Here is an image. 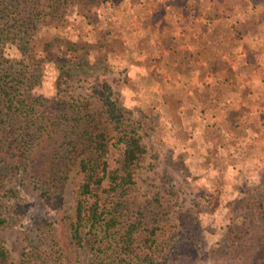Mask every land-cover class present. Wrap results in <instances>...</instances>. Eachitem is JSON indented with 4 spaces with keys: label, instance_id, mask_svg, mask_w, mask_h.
Listing matches in <instances>:
<instances>
[{
    "label": "trees",
    "instance_id": "obj_1",
    "mask_svg": "<svg viewBox=\"0 0 264 264\" xmlns=\"http://www.w3.org/2000/svg\"><path fill=\"white\" fill-rule=\"evenodd\" d=\"M78 1L0 0V232L11 226L10 207L19 204L17 182L33 183L51 201L75 163L81 181L69 218L70 238L91 253L93 264H154L170 246L194 254L201 247L192 216L161 225L163 202L153 199L149 206L151 200L133 191L145 148L110 87L94 86L98 94L87 98L33 91L40 58L30 40L40 24L61 21ZM12 45L13 54L7 51ZM42 220L35 221L39 232L23 236L17 264H82L78 255L60 248L51 228L43 232ZM229 220L226 242L201 254L213 264H264V195L246 200ZM165 230L168 239L160 243ZM0 264H11L1 240Z\"/></svg>",
    "mask_w": 264,
    "mask_h": 264
},
{
    "label": "rangeland",
    "instance_id": "obj_2",
    "mask_svg": "<svg viewBox=\"0 0 264 264\" xmlns=\"http://www.w3.org/2000/svg\"><path fill=\"white\" fill-rule=\"evenodd\" d=\"M98 5L99 0H79L68 7L61 21L40 24L30 40L40 58L33 91L50 98H87L98 94L92 90L94 86L107 84L112 98L138 128L145 148L133 191L151 200L149 206L154 205L153 199L163 202L161 225L179 223L190 215L197 227L196 242L201 249L192 254L170 246L165 248L169 254L163 255L164 250L155 263L213 264L201 250L225 243L230 217L240 213L249 198L264 195V115L252 111L250 116L206 115L201 109L207 101H201L198 86L164 84L166 70L161 58L153 59L147 48H140L141 52L119 48L114 38L102 37L99 25L84 26L87 16L98 17L93 10ZM75 26L79 34L74 39ZM88 31L94 33L100 47L110 43L111 48L87 47L84 34ZM7 51L13 54L16 49L12 45ZM208 71L203 67L201 77ZM201 88L208 90L209 85L203 83ZM187 91L191 102L183 100ZM102 121L113 135L105 115ZM80 181L79 169L72 163L63 189L51 201H45L33 183H16L19 204L10 207L11 226L0 232L11 264L19 260L23 236L39 232L35 221L42 219L45 223L39 226L43 232L52 229L60 248L78 255L82 264H93L91 253L76 247L70 238L69 218L74 216L75 189ZM167 239L165 230L159 241Z\"/></svg>",
    "mask_w": 264,
    "mask_h": 264
},
{
    "label": "crops",
    "instance_id": "obj_3",
    "mask_svg": "<svg viewBox=\"0 0 264 264\" xmlns=\"http://www.w3.org/2000/svg\"><path fill=\"white\" fill-rule=\"evenodd\" d=\"M95 7L98 17L87 16L84 26L99 25L119 48H147L161 58L164 84L198 86L206 115H264V0H99ZM84 36L87 47L112 46Z\"/></svg>",
    "mask_w": 264,
    "mask_h": 264
}]
</instances>
